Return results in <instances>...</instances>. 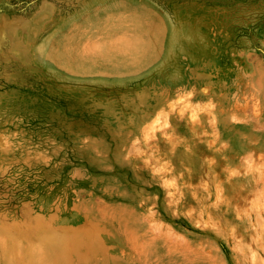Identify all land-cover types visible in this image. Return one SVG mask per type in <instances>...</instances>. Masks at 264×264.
Returning a JSON list of instances; mask_svg holds the SVG:
<instances>
[{
    "label": "rangeland",
    "instance_id": "obj_1",
    "mask_svg": "<svg viewBox=\"0 0 264 264\" xmlns=\"http://www.w3.org/2000/svg\"><path fill=\"white\" fill-rule=\"evenodd\" d=\"M263 161L264 0H0V264H264Z\"/></svg>",
    "mask_w": 264,
    "mask_h": 264
},
{
    "label": "bare ground",
    "instance_id": "obj_2",
    "mask_svg": "<svg viewBox=\"0 0 264 264\" xmlns=\"http://www.w3.org/2000/svg\"><path fill=\"white\" fill-rule=\"evenodd\" d=\"M253 88V87H252ZM189 95V94H188ZM252 96V95H251ZM250 96V97H251ZM245 97V96H244ZM183 100V99H182ZM251 100H252V98H251ZM236 101V100H235ZM246 102H247V100H246ZM253 103V102H252ZM246 104V103H245ZM256 104H257V102H256ZM237 107H238V104L236 105ZM246 106H248V105H246ZM254 106V105H253ZM253 106H252V109H253ZM235 107V106H234ZM249 108V107H248ZM211 109V108H210ZM236 109V108H235ZM251 109V108H250ZM180 110V109H179ZM194 111V110H193ZM253 111V110H252ZM244 112V111H243ZM255 112V111H254ZM259 112V111H258ZM192 113V112H191ZM180 114V113H179ZM182 114V113H181ZM184 114V113H183ZM254 114V113H253ZM214 115V114H213ZM190 118H192V117H190ZM237 119H238V117H237ZM249 119V118H248ZM200 121V120H199ZM239 122H240V120H239ZM158 125V124H157ZM162 125V124H161ZM164 126V125H163ZM162 126V127H163ZM260 127V126H259ZM262 128V127H261ZM162 129V128H161ZM150 130V129H149ZM151 132V131H150ZM154 137V136H153ZM149 153V152H148ZM150 154V153H149ZM251 157V156H250ZM263 158V157H262ZM246 161V160H245ZM264 162V161H263ZM259 166V165H258ZM252 167H254V166H252ZM247 168H248V166H247ZM259 168V167H258ZM260 170V169H259ZM258 170V171H259ZM264 174V173H263ZM259 178L260 177H258L256 180H259ZM260 181V180H259ZM256 183V182H255ZM254 183V184H255ZM259 184V183H258ZM255 186V185H254ZM251 189H252V187H251ZM258 189V188H257ZM261 191V193H263L264 192V185L263 186H261V189H260ZM263 190V191H262ZM258 192V191H257ZM240 193L242 194V192L240 191ZM244 193H245V191H244ZM246 195H247V193H246ZM245 195V197L247 198V196ZM254 199V198H253ZM262 199V198H261ZM252 201V200H251ZM255 203V202H254ZM256 204V203H255ZM264 204V203H263ZM257 208V207H256ZM202 215V214H201ZM262 248V247H261ZM264 249V248H263Z\"/></svg>",
    "mask_w": 264,
    "mask_h": 264
}]
</instances>
